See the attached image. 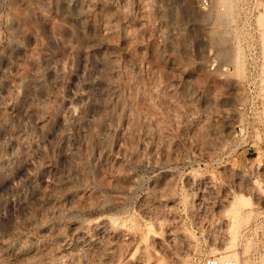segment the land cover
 <instances>
[{
    "label": "rangeland",
    "instance_id": "374dc122",
    "mask_svg": "<svg viewBox=\"0 0 264 264\" xmlns=\"http://www.w3.org/2000/svg\"><path fill=\"white\" fill-rule=\"evenodd\" d=\"M171 1L0 0V264H264V113Z\"/></svg>",
    "mask_w": 264,
    "mask_h": 264
},
{
    "label": "built area",
    "instance_id": "2783aa9c",
    "mask_svg": "<svg viewBox=\"0 0 264 264\" xmlns=\"http://www.w3.org/2000/svg\"><path fill=\"white\" fill-rule=\"evenodd\" d=\"M169 1V0H168ZM197 13L200 25L221 16L220 26L215 30L216 39L224 43L222 50L227 55L219 57L207 48L205 71L219 74L220 81H230L249 85L250 97L254 96L255 110L264 113L263 94L260 85L264 84V56L262 49V28L258 17L264 9V0H190ZM199 14V16H198ZM213 23V22H212ZM210 23V24H212ZM206 32L198 36L191 34L185 40V49H200L199 42L206 40ZM259 94V95H258ZM245 130L236 126L233 133H241L239 145L255 147L264 145L259 138L260 125H249ZM201 264H236L230 257L206 255Z\"/></svg>",
    "mask_w": 264,
    "mask_h": 264
},
{
    "label": "bare ground",
    "instance_id": "6f19581e",
    "mask_svg": "<svg viewBox=\"0 0 264 264\" xmlns=\"http://www.w3.org/2000/svg\"><path fill=\"white\" fill-rule=\"evenodd\" d=\"M171 1V0H170ZM172 1H174V0H172ZM171 1V2H172ZM263 15H264V9H263V11H262V13L260 14V16L258 17V23H259V25L261 26V28H262V35H261V40H262V49H263V37H264V31H263V27H262V25H261V18L263 17ZM221 16H217V19L218 20H220V21H222L221 20ZM264 52V51H263ZM226 53V52H225ZM263 56H264V53H263ZM229 206H230V209H233L234 208V203H233V200H232V202H231V204L229 203L228 204ZM236 207H237V205H236ZM228 209V208H227ZM234 215V214H233ZM237 215V214H236ZM239 215V214H238ZM230 217V216H229ZM238 217V216H237ZM234 218H236L235 216H232V217H230L229 218V220L231 221V222H229V223H231V226H233L234 224V221H235V219ZM240 220V219H239ZM239 220H237V222L239 221ZM108 223L110 222V221H107ZM99 225V224H98ZM230 226V227H231ZM235 227H236V225H235ZM232 228H234V227H232ZM84 229V228H83ZM223 247H228V246H226V245H223ZM216 248V246L215 247H213L212 249H215ZM220 249V248H219ZM212 252H215L214 250L212 251ZM232 257H233V260L235 261V263L236 264H239V263H237V257H236V255L235 254H230ZM239 260V259H238ZM239 262V261H238Z\"/></svg>",
    "mask_w": 264,
    "mask_h": 264
}]
</instances>
